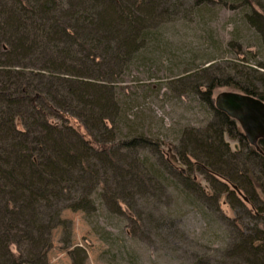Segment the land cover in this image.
I'll return each mask as SVG.
<instances>
[{"label":"trees","instance_id":"1","mask_svg":"<svg viewBox=\"0 0 264 264\" xmlns=\"http://www.w3.org/2000/svg\"><path fill=\"white\" fill-rule=\"evenodd\" d=\"M236 4L250 8L246 22L264 42V0ZM157 10L155 0H0V106L6 109L0 111V264H47L52 229L62 227L69 243L68 223L60 218L65 207L90 213L103 198L109 211L124 204L133 213L137 194L167 184L173 165L157 138L125 122L133 131L117 143L93 133L98 127L109 133L111 124L122 134L114 82L148 41L143 26ZM258 73L262 89H241L264 101V71ZM217 80L197 94L208 98ZM208 105L205 128L181 132L180 147L173 146L174 161L188 167L175 172L177 189L185 198L215 203L216 211L224 197L255 219L247 235L238 225L236 247L245 264H264V140L253 148L234 119ZM226 136L244 149L232 151ZM139 148L153 150L163 169L139 153L128 160ZM197 170L206 174L207 187L190 175Z\"/></svg>","mask_w":264,"mask_h":264},{"label":"rangeland","instance_id":"2","mask_svg":"<svg viewBox=\"0 0 264 264\" xmlns=\"http://www.w3.org/2000/svg\"><path fill=\"white\" fill-rule=\"evenodd\" d=\"M234 3L236 0H155L157 17L147 15L143 26L148 41L134 52L133 63L114 85L121 105V133L131 135L134 126L149 133V139L157 138L163 157L170 158L172 163H168L173 165L165 174L167 184H154L148 193L137 194L133 213L124 204L118 212H111V204L103 198L102 202L97 200L94 212L63 208L60 218L68 223L69 243L64 242L62 227L52 229L47 264H245L236 247L240 241L238 225L242 235H247L256 220L241 207H230L224 197H219L217 211L215 203L202 201L197 195L185 198L177 189L175 172L188 167L172 156L173 146L180 147L181 132L205 128L211 118L208 104L215 107L217 95H248L242 89L251 86L262 89L256 78L264 71V42L246 22L250 8ZM184 76L189 77L183 80ZM213 78L218 83L209 97L197 94V89L204 92V84ZM1 110L6 111L0 106ZM0 119L3 123V116ZM122 122L131 128L122 127ZM110 125L109 133L99 127L93 133L106 134L111 144L126 136ZM79 130L84 131L82 127ZM225 140L232 151L244 149L245 145L235 139L226 136ZM248 142L259 148L257 143ZM119 151L125 153L122 148ZM137 153L163 169L153 150L139 148L129 153L128 160L139 157ZM103 168L99 175H103ZM190 175L199 185H209L202 171ZM107 185L110 188V183ZM24 247L28 248L25 243Z\"/></svg>","mask_w":264,"mask_h":264},{"label":"water","instance_id":"3","mask_svg":"<svg viewBox=\"0 0 264 264\" xmlns=\"http://www.w3.org/2000/svg\"><path fill=\"white\" fill-rule=\"evenodd\" d=\"M216 109L234 119L254 146L264 140V103L248 95L221 93L215 98Z\"/></svg>","mask_w":264,"mask_h":264},{"label":"flooded vegetation","instance_id":"4","mask_svg":"<svg viewBox=\"0 0 264 264\" xmlns=\"http://www.w3.org/2000/svg\"><path fill=\"white\" fill-rule=\"evenodd\" d=\"M259 139H262V138H258V140H259ZM258 140H257V141H258Z\"/></svg>","mask_w":264,"mask_h":264},{"label":"bare ground","instance_id":"5","mask_svg":"<svg viewBox=\"0 0 264 264\" xmlns=\"http://www.w3.org/2000/svg\"><path fill=\"white\" fill-rule=\"evenodd\" d=\"M257 143V142H256ZM226 178V177H225Z\"/></svg>","mask_w":264,"mask_h":264}]
</instances>
